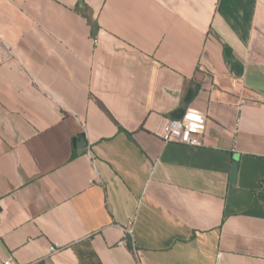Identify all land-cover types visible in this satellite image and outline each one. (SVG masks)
I'll return each mask as SVG.
<instances>
[{"label": "crops", "instance_id": "0c3cea01", "mask_svg": "<svg viewBox=\"0 0 264 264\" xmlns=\"http://www.w3.org/2000/svg\"><path fill=\"white\" fill-rule=\"evenodd\" d=\"M7 261L264 264V0H0Z\"/></svg>", "mask_w": 264, "mask_h": 264}, {"label": "built area", "instance_id": "2783aa9c", "mask_svg": "<svg viewBox=\"0 0 264 264\" xmlns=\"http://www.w3.org/2000/svg\"><path fill=\"white\" fill-rule=\"evenodd\" d=\"M207 117L192 109H188L182 119L171 120L164 128L162 139L166 143L179 142L188 146H202L206 132ZM130 235L131 231H128ZM57 251L56 246L50 248L53 254ZM4 264H14L7 261Z\"/></svg>", "mask_w": 264, "mask_h": 264}, {"label": "water", "instance_id": "95a60500", "mask_svg": "<svg viewBox=\"0 0 264 264\" xmlns=\"http://www.w3.org/2000/svg\"><path fill=\"white\" fill-rule=\"evenodd\" d=\"M197 89H198V86H195V87L190 89V91L188 92V94L185 98L183 107L174 115L175 119H182L183 118V116L186 113V110L188 109L190 102L195 98V96L197 94ZM236 178H237V162L234 163L233 170H232V182L233 183L236 182Z\"/></svg>", "mask_w": 264, "mask_h": 264}]
</instances>
